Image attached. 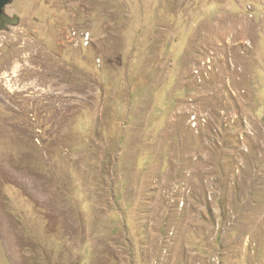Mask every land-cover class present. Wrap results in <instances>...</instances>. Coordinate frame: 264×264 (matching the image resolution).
<instances>
[{
	"label": "rangeland",
	"instance_id": "obj_1",
	"mask_svg": "<svg viewBox=\"0 0 264 264\" xmlns=\"http://www.w3.org/2000/svg\"><path fill=\"white\" fill-rule=\"evenodd\" d=\"M5 13L0 264H264V0Z\"/></svg>",
	"mask_w": 264,
	"mask_h": 264
},
{
	"label": "water",
	"instance_id": "obj_2",
	"mask_svg": "<svg viewBox=\"0 0 264 264\" xmlns=\"http://www.w3.org/2000/svg\"><path fill=\"white\" fill-rule=\"evenodd\" d=\"M11 3L12 0H0V31L8 30L9 26H17L19 23L17 15L9 16L5 13L6 6Z\"/></svg>",
	"mask_w": 264,
	"mask_h": 264
},
{
	"label": "built area",
	"instance_id": "obj_3",
	"mask_svg": "<svg viewBox=\"0 0 264 264\" xmlns=\"http://www.w3.org/2000/svg\"><path fill=\"white\" fill-rule=\"evenodd\" d=\"M85 37H87V36H85Z\"/></svg>",
	"mask_w": 264,
	"mask_h": 264
}]
</instances>
